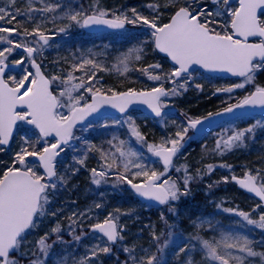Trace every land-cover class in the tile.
Returning a JSON list of instances; mask_svg holds the SVG:
<instances>
[{
  "label": "snow or ice",
  "instance_id": "6c2138e0",
  "mask_svg": "<svg viewBox=\"0 0 264 264\" xmlns=\"http://www.w3.org/2000/svg\"><path fill=\"white\" fill-rule=\"evenodd\" d=\"M16 5L17 0H7L0 6V151L22 133L11 161H0V264H49L58 255L53 252L57 244L71 247L64 240L65 229L59 220L31 247L26 239L39 228L43 217L63 215V207L51 208L56 194L68 184L70 176L86 165L87 156L93 151L99 154V168L90 169L94 185L108 184L110 180L113 187L127 185L144 200L166 206L172 217L178 216L175 205L181 198L192 194L193 183L213 174L216 167L231 170L227 164H206L194 174L187 167H177L175 171L183 175L176 180L170 174L173 159L184 147L190 129H198L214 116L232 115L239 119L246 113L238 115V110L264 109V86L256 84V77L264 72V0H212L211 5L206 0H151L146 5L148 15L136 8L131 9V15L99 7L89 10L83 5L73 7L65 0L55 3L41 0L40 7L30 4L25 12ZM61 17L68 22L64 27L45 31L46 21L54 24ZM127 25L146 29L150 41L145 46L165 54L171 64L167 71L159 63L135 69L154 86L142 89L129 86L123 91L105 89L97 77V69L103 70L105 66L90 51L74 54L67 70L58 67L66 60H55L51 72L45 70L44 52L51 47L54 36L67 35L73 26L126 30ZM144 52L145 47H134L117 57L122 72L127 73L129 63L139 62ZM17 69L18 74H10ZM201 71L228 73L239 78V82L217 87L212 93L226 96L227 100L222 101L225 106L221 111L208 113L203 120L189 117L159 144L148 143L128 115L129 107L146 105L154 118L163 119L166 101L182 96L195 74ZM249 85L253 90L247 91ZM195 88L203 91L201 84H195ZM239 89H245L247 94L235 98ZM108 108L115 109L120 117ZM125 125L127 140L113 134L97 146L84 135L100 130L101 134H107L110 129ZM258 130L264 133V122L260 120L244 128L222 129L211 154L223 156L245 146L249 139H255ZM77 132L81 135L77 136ZM132 138L162 162L163 171L149 166V158L132 147ZM72 141L83 142L85 150L81 156H74L73 166L61 174L57 171V158L72 146ZM229 182H235L259 199L249 212L227 207L222 211L238 217L236 223L242 227L246 224L264 230V168H246L242 178L225 176L207 187ZM103 207L102 203L94 205L96 210ZM217 208L221 209V205L217 204ZM91 211V208L73 211L65 219L72 244L79 245L89 237L93 242L79 258L66 248V254L56 259L55 264H68L70 258L71 264H105V258H115V264H169L168 257L173 258V264H197L194 241L198 242L202 256L200 264H264V251L256 250L264 248V238L256 241L236 231H220L219 239H203L198 234L185 239L175 233V224H170L162 212L164 243L160 239L165 232L157 235L152 225H146L145 228L153 229L149 244L129 246L127 225L120 223V209L109 212L102 220L90 216ZM93 219L95 222L89 223ZM205 224L216 232L219 222L193 220V226L198 229ZM169 247L171 251L166 254Z\"/></svg>",
  "mask_w": 264,
  "mask_h": 264
},
{
  "label": "rangeland",
  "instance_id": "374dc122",
  "mask_svg": "<svg viewBox=\"0 0 264 264\" xmlns=\"http://www.w3.org/2000/svg\"><path fill=\"white\" fill-rule=\"evenodd\" d=\"M96 1V4H89L86 3L87 7L85 9H94L96 7H99L101 10H110V11H116L121 10L123 12L128 13L131 15V9L135 8L132 6H126V4L119 6L116 1L113 0H93ZM49 2L55 3L56 0H49ZM66 3H70L73 7L83 5L85 7L84 3H82V0H65ZM206 2L211 5L212 0H206ZM7 3V0H0V6H4ZM128 3V2H127ZM31 4L32 7H40L41 6V0H17L16 7L21 8V12H25L29 9V5ZM27 8V9H26ZM26 9V10H25ZM138 10V9H137ZM140 11V10H138ZM144 15H148L149 11H140ZM67 20L64 18H58L56 22L53 24L50 21H46V27L45 31L48 32L50 30H57L61 27H64L67 24ZM7 26V25H5ZM30 27V25H29ZM82 29L80 27L73 26L67 35L59 34L52 38L51 41V47L46 49L43 56V62L45 64V70L48 72H51L52 68V62L56 60L54 49H60L59 45L66 46L65 50H67L66 55V67L59 65L58 67H62L65 70L68 69L69 64L72 63L74 59V54H80V53H88L89 51L93 54L94 58L98 61V63L107 64V66L112 67V71L114 74H123L122 72V66L117 61V51L127 46L131 43V41L138 40L139 43H143L146 41H149L150 34L147 32L146 29L141 27H133L132 25H128L126 27V30H124L121 33H114L107 35L106 37L99 35H84ZM85 36V37H84ZM83 41H82V40ZM58 52V51H57ZM116 55V57H114ZM160 56V55H158ZM114 57V58H113ZM119 57V56H118ZM13 58H19V56H14ZM111 60V61H110ZM107 61H110L107 63ZM37 62H41V60L38 58ZM161 62L158 58L151 59L149 61V64H156ZM147 63L143 64L141 67H146L149 65ZM162 65V64H161ZM163 67V66H162ZM19 70L10 74H18ZM79 75V73H77ZM117 75V77H118ZM205 77H208L210 79H207ZM101 85L107 89V88H114V84H116V79H111L110 77L107 78L108 85H104V77L102 76ZM236 82H239V79L232 80L222 77H209L204 75L203 73L199 72L195 74L194 79L192 82H190L188 86V90L182 95V96H176V97H170L166 103L168 104V107H177L179 111L185 115L186 117H191L193 119H199L202 117H205L210 112H216L218 110H221L225 105L222 103V101L227 100V97L223 94H220V97H214L212 96V93L206 92L204 89H210V86H228L231 84H234ZM195 84H201L203 86V91L200 92L195 88ZM256 84L264 86V72L260 73L256 77ZM100 86V85H98ZM154 86V83L152 81L147 80L146 85H135L131 86L136 89H142V88H149ZM169 87V86H168ZM253 90L252 86L249 85L247 91ZM122 91V90H121ZM247 91L245 89H239L235 93V98H240L247 94ZM215 98V100L211 101V103H208L207 101L210 98ZM234 102V101H233ZM128 115H130L136 126H138V129L142 133V135L145 136L148 143H156L159 144L161 142V139L166 136H170L174 134V132L177 130V125H180L183 123V121H180L181 119L178 117L173 118L170 115H165L163 119H150L147 116H145L142 113H139L137 111H130L128 112ZM120 117V116H116ZM260 118V119H258ZM256 120H260L261 122H264V114L261 117H255V119H248V118H242L235 120L230 123H224L217 127L216 129H212L205 135H197L194 134L191 129L189 130L187 137L185 138L186 142L184 144V147L181 149V151L178 153L176 157L173 159V165L170 169L171 178L173 180H176L178 177H182L183 172L177 173L175 169L177 167L183 169L185 167L190 168L189 166V159H191V156L189 157L190 150L192 147L189 145L193 143L196 140L201 139L203 141L202 144H209L210 148H206V145H203L202 147H199L202 152H205L207 157L204 159L200 166L204 165L206 161L209 159L210 162H207L208 164L213 165H221L225 164V160L229 161L232 159V157L237 153V150H233L231 152H228L224 154L223 156L219 155H212V149L215 147V140L217 138V134L221 132L222 129H228V128H244L252 123H254ZM150 125L149 129H146L145 125ZM153 125V128L151 127ZM102 130L92 133H85L90 140L92 144H95L97 146H100L102 142H105L108 139L112 138V135L115 134L119 139L127 140L128 136L127 133V126L125 125L124 128L116 129V130H109L107 134H101ZM151 132V135H148V133ZM22 133H18L16 137V141L11 143V146L8 150L0 151V161L10 162L13 154L15 151L18 150V140L19 135ZM77 136L81 135L80 132L76 133ZM190 137V139H189ZM257 140V147L255 148V153H259V162H256V164H253L250 166V168H264V162H261V158H264V133H261L259 130L256 133L255 139H249L248 142L252 143V141ZM72 146L68 147L65 152L61 153V155L57 158V171L61 174L65 172L66 169H68L70 166H73L74 156H81L84 153V145L81 141H72ZM206 146V147H205ZM132 147L138 151H142V153L149 158V166L155 167L158 171H163V169L159 166L158 160L151 156L150 153L147 152L146 146H142L138 144L135 141V138H132ZM188 147V148H187ZM104 148L107 149L108 145L104 143ZM246 154V153H245ZM99 154L95 151L88 154L86 159V165L84 167L80 168V171L77 172L75 175L69 177V182L66 186L62 187L58 193L56 194L55 200L51 205L52 210H55L57 208L63 207L64 212L63 215L60 217H52V216H45L42 218V222L40 223V226L38 229H34L31 234L27 236L26 243L29 247L32 246L33 242L36 241L40 236L44 234V232L48 231L51 227L55 226V222L57 220L62 222V227L65 229V235L64 240L68 241L69 244H71V247L68 248L67 245L57 244L53 248V252L57 253L58 255L56 257H53V259L49 262V264H55V260L61 258L63 255H65V249L67 248L68 252H74L76 253L75 258H79L80 256H83L86 250V246L92 243L93 241L91 238L85 239L81 244L76 245L72 244L71 238L67 235V228H68V221L65 219L66 216L70 215L73 211H85L89 208L92 209V211L89 213L90 216H93L95 218H98L99 220H102L109 212H113L108 205L105 203L107 200H109L107 197H121L125 199L126 201H130L129 196H134L133 193L126 188V185H121L118 187L112 186V181L110 180L108 184H101L99 186L94 185L91 180V172L90 169L92 168H99ZM154 162V163H152ZM76 167H79L78 165ZM204 167V166H203ZM203 167H200L203 169ZM249 166H246V168ZM198 167H195L194 170L191 169L193 174L195 173V170ZM115 170V169H114ZM122 171V169H120ZM233 170L235 168L231 167V170L229 168L225 167H216L215 172L211 174L210 176L206 175L205 178L202 181H198L193 183L192 185V194L188 196L189 198H196L197 200L192 201L191 199V208L192 210H195L196 212L201 211L199 214L205 215L204 219H211L212 222H214V215L216 216L215 224L219 222L216 232H213L209 229L208 225L205 224L202 229H198L193 226V221H187V226L185 223H183V218L190 215H184L181 219L180 208L181 207V201H183L186 197H182L181 200L175 205L178 211V216L172 217L167 213L166 206L152 209L150 208H140L139 205L134 203L133 198L131 199V204L127 205V207H124V211H120L122 215H120V221L127 225V233H126V241L129 244V246L133 244H143L144 237L146 236V245L150 242V236L149 233L153 230L150 228H145L146 225H152L156 234L160 235L161 232H165V236H161L160 242L161 244L164 243V240L166 239V230L164 228V222L160 219L161 213L163 212L164 215L168 218V222L170 224H175V233L176 234H182L185 239H187L190 236H195V233L200 234V236L203 239H212L215 237L216 239H219L220 231L228 232V231H236L241 234L247 235L250 238H254L256 241H259L260 239L264 238V231L262 229L257 228L256 226L252 225H244L243 227L236 223V221L239 219L235 215H231L229 213H224L222 211V208H233L238 209L241 211L249 212L251 208L254 206V204L257 202L252 197L246 196V197H234L235 199H238L237 202H228L226 197L230 192L226 191L224 192H218L219 189H227L228 186L226 183L225 185H217L209 189L207 185L219 181L222 179V177L228 176L230 177L233 175ZM81 174L83 175L82 180H87V184L89 185V193L86 196L78 198L77 195H75V192L73 191L75 183L78 185L80 183ZM240 176V175H239ZM213 182H210L212 179L209 178H215ZM209 180V181H208ZM135 199V198H134ZM136 200V199H135ZM79 201H82L80 203H77ZM137 202V200L135 201ZM96 203H102L104 207L100 210H96L94 208V205ZM217 204L221 205V209L217 208ZM141 209V210H140ZM123 213H128L127 215H123ZM209 216V217H206ZM256 216H253V219H256ZM198 217L195 219L197 220ZM217 221V222H216ZM223 221L225 223L223 224ZM89 222H95V219L89 221ZM135 226L138 227V229H135ZM185 227H188L186 229ZM144 229L143 232H141V229ZM52 239H55V236L52 237ZM139 239L140 242H139ZM51 243V241H49ZM194 243L197 244V254L195 255L194 259L196 260L197 264H200V261L202 260L201 254L198 252V242L194 241ZM145 245V243L143 244ZM257 251H264V248L257 247ZM153 251H155V248H153ZM171 251V247L165 249V253ZM107 259V258H105ZM120 259L123 260L124 256L121 255ZM169 262L173 263V258L168 257ZM110 264H115V258L107 259ZM22 264H26V262H22ZM68 264H71V258L68 261Z\"/></svg>",
  "mask_w": 264,
  "mask_h": 264
},
{
  "label": "trees",
  "instance_id": "16d2710c",
  "mask_svg": "<svg viewBox=\"0 0 264 264\" xmlns=\"http://www.w3.org/2000/svg\"><path fill=\"white\" fill-rule=\"evenodd\" d=\"M113 1H116L119 6L126 4V6H132V7H134L133 5H129V3H130L131 0H113ZM136 1H138V0H136ZM88 2H89V4H96L97 5L96 1L86 0V3H88ZM142 2H145L146 4H149L151 2V0H143ZM82 3H84V5H85L84 8H86L87 5L85 4V0H82ZM145 3L143 4L144 6H145ZM143 5H140L139 7L137 5L136 6V9H138L140 11L144 10ZM17 8H19L21 10L20 7H17ZM165 16H167V13H165ZM18 19L23 20L22 17H18ZM22 26H23V24H22ZM87 35L88 34H86V36ZM100 35L103 36V37H106L107 35H110V34H100ZM149 41H150V39H149ZM59 46H60V49H56V47L54 49V54H55L56 60H66V55H67V50H65L66 46H64V45H59ZM134 47H145V52H144L143 58L139 62L133 61V62H130L129 63V71L127 73H123V74H120V75L114 74V72L112 71L113 70L112 67L107 66V64H104L105 67H104L103 70L97 69V77H98V79L102 81L103 80L102 79V76L105 79L104 80V83H103L104 85H108L107 78H109V77L112 80L113 79H116V84H114L112 86H114V88L116 90H118V91L126 90L129 86L146 85L147 84V80H148L147 77L144 76V75H141L140 72L139 71H136L135 69L142 68L141 66L143 64H145V63L149 64V61L151 59L158 58L159 61L162 64V66H163V69L165 71H167L168 69H170V65H169V63L167 62V60L165 58H163L161 56H158L157 53L151 47L145 46V42L139 43V41L136 40V39H135V41H131V43L129 45L120 48L117 51V54H116L117 57L118 56H121L122 53H125L129 49L134 48ZM116 55L114 57H116ZM110 61H107V63L110 62ZM100 64L103 65V63H100ZM60 65L64 67L66 65V63H62ZM117 75H118V77H117ZM205 78L210 79L208 77H205ZM108 86H110V85H108ZM210 87L211 88L209 90L208 89H204V90L206 92L212 93V92H214L215 88H217L219 86H210ZM212 96H214V97H220L221 95L218 94V95H212ZM213 100H215V98L212 97L207 102L208 103H211V101H213ZM170 116H172L174 119L175 118L178 119V116H176V115H170ZM261 116H263V115L256 116V117H261ZM248 119H252L253 120V119H255V117L248 118ZM258 119H260V118H258ZM145 126H146L145 127L146 129H149V127H150V125H148V124H146ZM151 127L153 128V125H151ZM199 141H201V139L196 140V141H194L193 143H191L189 145V147L190 146L192 147V149L188 153V154H190L189 157L191 156V159H189V165H190V168L192 170H194L195 167H198V168L203 167L204 165L208 164L207 162H210V160L208 159L204 165L200 166L201 163H202V161L204 159L208 158V157H207V155H206L205 152H201L200 151V148L198 147L199 146ZM236 150L238 151V153L235 154L232 157L231 160H229V161L225 160V164L230 165L232 168H235V170H233V174H235V175H241V174H243L245 172L246 166H249L247 168H250L251 165L256 164V162H259V160H258L259 153H255L252 150H248L246 152V154H245V153H242L241 152L240 148H238ZM82 178H83V175L81 174V178H80L81 181H80V183L78 185L75 183V186H74V189H73V191L75 192V195L78 194L77 195L78 198L83 197V196H86L89 193V190H90L89 189V185L86 182L87 180L84 181V180H82ZM209 179H212L210 182H213L214 179H217V177H215V178H209ZM219 185L223 186L225 184L224 183H220ZM226 185L228 186V188L226 190L225 189H219L218 192H224V193H226V191H228L230 193H232V192H238V194L242 195L241 192H239V189H237L230 182L229 183H226ZM242 196L243 197H246L247 195L246 194H243ZM129 197H130V201H131V199L133 197L132 196H129ZM107 198L109 200H107V202L105 204L108 205L112 210L120 209V211H124L123 208L124 207H127V205H130L131 204L130 201H126L125 199H123L121 197L120 198L119 197H114V198L107 197ZM190 199L192 201L197 200L196 198H189L188 199V196H187L183 201H181V207L182 208H180L181 214H179L181 216V219H182V217L185 214L186 215H190V217L186 216V217L183 218V223L186 224L184 226H187V221L188 220L189 221H193L197 217L198 218H202V217L205 216L203 214H199L201 211H199V212L197 211L196 212L195 210H192L191 204H190L191 203V200ZM133 200H134V203H136L137 205L140 206V208L141 207L144 208V209L147 208V207H144L142 204L138 203V201L135 202L136 200L134 198H133ZM80 202H82V201H79L77 203H80ZM150 210L152 211V209H150ZM206 217H209V216H206ZM212 218L214 219L213 224H215L216 216L214 215V217H212ZM89 223H91V222H89ZM120 223L123 224V225H125L121 221H120ZM224 223H225V221H223V224ZM218 226H221V225H218ZM85 227H87V224L85 225ZM140 240L141 239H139V242H140ZM107 259H105V264H110V262ZM169 264H173V263L169 262Z\"/></svg>",
  "mask_w": 264,
  "mask_h": 264
},
{
  "label": "water",
  "instance_id": "95a60500",
  "mask_svg": "<svg viewBox=\"0 0 264 264\" xmlns=\"http://www.w3.org/2000/svg\"><path fill=\"white\" fill-rule=\"evenodd\" d=\"M84 32L86 33H89V34H96V33H100V32H105V33H114V32H120L122 30H113V29H108L106 27H94V28H91V29H84L82 28ZM158 52V51H156ZM159 53V52H158ZM160 55H163L165 56V54L163 53H159ZM18 70V69H17ZM203 72V71H202ZM206 74H210V75H222V76H228V77H232L230 74L228 73H206ZM232 78H236V77H232ZM131 110H139L141 111L144 115L146 116H149L151 118H154L153 114L151 113V110L147 108L146 105H141V104H133L132 106L129 107L128 109V112L131 111ZM108 111L110 113H112L113 115L115 116H119L121 115L120 113H118L115 109H111V108H108ZM164 113H172V112H178L175 108H164ZM240 112H244L246 113L245 115L243 116H253L255 114H259V113H264V109H261L259 107H256V108H247V109H242V110H238L237 114L239 115ZM236 119V117L232 116V115H223V116H219V117H212L209 121H205L203 126H198V129H192L193 132L197 133V134H204L207 130H209L210 128L220 124L221 122H224V121H231V120H234ZM187 119L184 118V121H186ZM203 120V119H201ZM10 145L6 146L5 148H8ZM158 159V158H157ZM159 160V159H158ZM160 161V160H159ZM161 165L163 166L162 162L160 161ZM238 178H242L241 177H238ZM235 183V182H234ZM236 184V183H235ZM237 187L239 189H241L239 187L238 184H236ZM126 187L128 189H130L133 194L143 203L147 204V205H151L152 207H159V205H157L155 202H151V201H146L144 200L143 198L139 197L138 195L135 194V192L129 187L126 185ZM243 190L246 194H248L249 196H252L253 198L255 199H259L258 197H255L254 194L252 193H248L246 190L244 189H241Z\"/></svg>",
  "mask_w": 264,
  "mask_h": 264
},
{
  "label": "bare ground",
  "instance_id": "6f19581e",
  "mask_svg": "<svg viewBox=\"0 0 264 264\" xmlns=\"http://www.w3.org/2000/svg\"><path fill=\"white\" fill-rule=\"evenodd\" d=\"M143 0H138V1H136V0H131L130 1V3H129V5H133L135 8H136V6L138 5V7L140 6V5H143L145 2H142ZM142 2V3H141ZM137 4V5H136ZM136 5V6H135ZM146 3H145V6L143 5V7H144V11H148V9H147V7H146ZM143 9V8H142ZM148 135H151V132H149L148 133ZM257 140H254V141H252V143H250V142H247L246 143V145L245 146H243V147H240V150H241V152L242 153H246L248 150H252L253 152L255 151V148L257 147ZM203 143V141H199V146L198 147H202L203 145H206L205 147L206 148H210V146H208L209 144L207 143H205V144H202ZM201 151V150H200ZM202 152V151H201ZM237 153H238V151H237ZM236 153V154H237ZM190 166V165H189ZM233 175H235V174H233ZM242 175V174H241ZM232 176V175H231ZM230 176V177H231ZM235 176H239V175H235ZM232 185H234L237 189H239L238 187H237V185L234 183V182H230ZM239 192H241V194L243 195L244 194V192H243V190H239ZM242 195H240V194H238V192H232V193H230V194H228L226 197H224V198H227L228 199V202H233V201H235V202H237V200L238 199H235L234 197H238V198H241V197H243ZM256 201H257V199H256ZM186 229H188V227H185ZM135 229H138V227H136L135 226ZM195 235H197V233H195ZM199 236H200V234H198ZM144 241H143V244L145 243V245L147 244L146 243V239H147V237L145 236L144 238Z\"/></svg>",
  "mask_w": 264,
  "mask_h": 264
}]
</instances>
